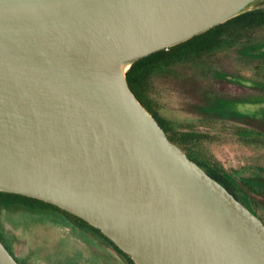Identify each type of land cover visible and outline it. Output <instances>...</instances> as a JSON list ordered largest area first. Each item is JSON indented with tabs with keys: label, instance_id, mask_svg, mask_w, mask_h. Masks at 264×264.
<instances>
[{
	"label": "water",
	"instance_id": "obj_1",
	"mask_svg": "<svg viewBox=\"0 0 264 264\" xmlns=\"http://www.w3.org/2000/svg\"><path fill=\"white\" fill-rule=\"evenodd\" d=\"M256 0H0V192L134 264H264V221L192 161L125 73ZM0 241V264H18Z\"/></svg>",
	"mask_w": 264,
	"mask_h": 264
},
{
	"label": "rangeland",
	"instance_id": "obj_2",
	"mask_svg": "<svg viewBox=\"0 0 264 264\" xmlns=\"http://www.w3.org/2000/svg\"><path fill=\"white\" fill-rule=\"evenodd\" d=\"M255 39L249 46L222 49L153 78L160 116L174 126L192 124L206 135L207 158L235 177L242 189L244 183L264 187V147L258 144L264 141V31ZM251 197L257 203L252 208L264 221V198ZM53 219L21 218L7 225L14 236L11 248L25 257L24 264H126L119 254L88 255L83 245L89 242L73 224Z\"/></svg>",
	"mask_w": 264,
	"mask_h": 264
},
{
	"label": "trees",
	"instance_id": "obj_3",
	"mask_svg": "<svg viewBox=\"0 0 264 264\" xmlns=\"http://www.w3.org/2000/svg\"><path fill=\"white\" fill-rule=\"evenodd\" d=\"M263 1L255 2L248 10H244L237 16L185 42L136 61L125 73L132 93L137 97L140 104L152 114L171 142L176 144L192 161L197 163L214 180L225 186L232 195L254 213L256 212L252 205H257V203L251 195L264 198V187L252 183H244V188H239L235 177L223 171L218 162L207 158L203 145L207 138L206 135L193 130L192 124L174 126L165 121L159 114V106L154 94L153 78L160 72L175 66L205 60L222 49H230L234 46H249L255 43L257 41L255 39L256 34L264 31ZM259 143L264 147V141H258ZM44 217H61L71 222L74 226L93 233L108 243L124 259L126 264H134L128 254L123 253L98 229L60 209V207L58 208L52 204L22 195L0 192V241L3 245L6 244L10 251H12V238L14 236L10 235L6 230L7 225H12L14 220L21 218L42 219Z\"/></svg>",
	"mask_w": 264,
	"mask_h": 264
},
{
	"label": "crops",
	"instance_id": "obj_4",
	"mask_svg": "<svg viewBox=\"0 0 264 264\" xmlns=\"http://www.w3.org/2000/svg\"><path fill=\"white\" fill-rule=\"evenodd\" d=\"M51 218H54V217H51ZM54 219L58 223V222H61L60 219H62V218L59 217V218H54ZM74 229L77 230V232L79 233V235L81 236L82 239H85L86 241L88 240L89 243L85 246L83 245L85 253H87L88 255L91 253L93 255H95L99 251H102V252L107 253V254H109V253L118 254L108 243H106L104 240H102L100 237L94 235L93 233H91L85 229L78 228V226L77 227L74 226ZM75 235H77L76 231H75ZM12 252L14 253L13 250H12ZM17 257H18V260L20 261V263L24 264L23 260L25 257H23V258H21L19 256H17Z\"/></svg>",
	"mask_w": 264,
	"mask_h": 264
},
{
	"label": "flooded vegetation",
	"instance_id": "obj_5",
	"mask_svg": "<svg viewBox=\"0 0 264 264\" xmlns=\"http://www.w3.org/2000/svg\"><path fill=\"white\" fill-rule=\"evenodd\" d=\"M262 219V218H261ZM263 220V219H262ZM5 247L8 249V251L13 255V257H15V259L18 261V263H20V261L18 260V257L12 252L10 251V249L8 248V246L6 244H4Z\"/></svg>",
	"mask_w": 264,
	"mask_h": 264
}]
</instances>
